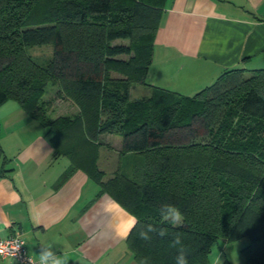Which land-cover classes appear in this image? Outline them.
Wrapping results in <instances>:
<instances>
[{"label": "trees", "instance_id": "16d2710c", "mask_svg": "<svg viewBox=\"0 0 264 264\" xmlns=\"http://www.w3.org/2000/svg\"><path fill=\"white\" fill-rule=\"evenodd\" d=\"M166 1L0 0V108L14 101L50 129L56 153L71 161L68 175L84 171L99 195L139 220L127 240L136 263L148 256L150 264H175L170 244L179 233L188 264H212L221 240L245 238L247 263L264 264V71H229L194 97L153 86L149 98L129 97L132 84L146 85ZM48 45L45 63L27 54ZM49 85L80 113L52 118ZM103 134L121 136L123 155L145 158L141 180L123 171L105 179ZM163 204L179 208L182 226L160 224ZM146 223L169 234L144 241Z\"/></svg>", "mask_w": 264, "mask_h": 264}, {"label": "crops", "instance_id": "0c3cea01", "mask_svg": "<svg viewBox=\"0 0 264 264\" xmlns=\"http://www.w3.org/2000/svg\"><path fill=\"white\" fill-rule=\"evenodd\" d=\"M235 69L264 71V0H167L146 88L194 97ZM58 97L51 109L57 117L77 112ZM52 137L16 102L0 108V238L21 235L36 261L41 244L53 243L69 264H137L127 246L135 217L99 195L84 171L68 175L71 161L56 153ZM98 142L106 180L110 169L124 171L143 158L123 155L118 135ZM0 264L18 262L0 257Z\"/></svg>", "mask_w": 264, "mask_h": 264}, {"label": "rangeland", "instance_id": "374dc122", "mask_svg": "<svg viewBox=\"0 0 264 264\" xmlns=\"http://www.w3.org/2000/svg\"><path fill=\"white\" fill-rule=\"evenodd\" d=\"M115 44H125L128 45L129 41H117L115 42ZM27 54L29 56H31L34 60H36L37 62L40 63H45L46 61L50 60L53 56V47L51 45L48 46H41V47H32V48H28L27 49ZM120 59L123 60H128V57H122ZM111 77L116 80V79H124V76L120 73H116L113 72L111 73ZM249 76H246V78ZM133 86V90H132V94L131 89L129 91V97L131 99V101H136V100H141V99H146L149 98L151 96V89L149 90V88H146V86H144V84L141 83H134L132 84ZM59 87L58 86H53V85H49L47 92L45 94V99L48 101H53V108L58 106L56 105V103L59 100ZM65 98V96H64ZM67 99V98H65ZM69 100V99H67ZM71 103H73L76 108H77V112L72 113L70 115H66V117H75L80 113V109L79 107L72 101L69 100ZM56 105V106H55ZM71 112V111H69ZM58 113L57 109H54L53 111L50 112V116L54 119L58 118ZM113 135H117V134H113ZM120 136V135H118ZM121 137V136H120ZM138 161V163H137ZM136 162H134L133 166L131 165V167H125L124 171L118 170L116 171V169L112 168L110 169V178L113 177L115 175V173L117 172H124L126 174V176L131 179V180H141L142 177V172H143V167H144V163H145V158H141L140 160H137ZM249 245V240L247 238L242 239L240 241L237 242H225L224 240H221L216 246H214V248L212 249V253L210 255V259L212 264H248L245 256L243 254V250L246 246ZM221 255L222 258L220 259V261H218L217 263H214V258L216 256Z\"/></svg>", "mask_w": 264, "mask_h": 264}, {"label": "clouds", "instance_id": "9594fccd", "mask_svg": "<svg viewBox=\"0 0 264 264\" xmlns=\"http://www.w3.org/2000/svg\"><path fill=\"white\" fill-rule=\"evenodd\" d=\"M160 224H168L173 227H180L185 222V216L179 208L171 204H163L159 209ZM139 223L137 218L133 219L132 228ZM131 231V229H130ZM153 234L165 237L169 234L166 227H160L153 223L142 224L138 231V236L144 241L152 239ZM176 249L175 264H188L189 248L182 242L181 235L177 233L170 244ZM68 255L58 253L53 243H42L38 252V264H69ZM137 264H150V257L142 256Z\"/></svg>", "mask_w": 264, "mask_h": 264}, {"label": "built area", "instance_id": "2783aa9c", "mask_svg": "<svg viewBox=\"0 0 264 264\" xmlns=\"http://www.w3.org/2000/svg\"><path fill=\"white\" fill-rule=\"evenodd\" d=\"M0 257L13 259L18 264H38L27 252L26 242L21 235L0 238Z\"/></svg>", "mask_w": 264, "mask_h": 264}]
</instances>
